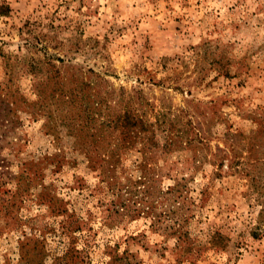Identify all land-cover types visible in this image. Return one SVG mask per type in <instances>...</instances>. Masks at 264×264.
Returning <instances> with one entry per match:
<instances>
[{"label": "rangeland", "instance_id": "rangeland-1", "mask_svg": "<svg viewBox=\"0 0 264 264\" xmlns=\"http://www.w3.org/2000/svg\"><path fill=\"white\" fill-rule=\"evenodd\" d=\"M0 264H264V0H0Z\"/></svg>", "mask_w": 264, "mask_h": 264}, {"label": "trees", "instance_id": "trees-1", "mask_svg": "<svg viewBox=\"0 0 264 264\" xmlns=\"http://www.w3.org/2000/svg\"><path fill=\"white\" fill-rule=\"evenodd\" d=\"M116 127H121L123 138L122 140H127L130 137H136L138 133H140L141 128H143L144 122L139 117H136L131 112H125L124 114H120L116 120ZM121 140V139H120ZM110 156H108L109 158ZM115 157V155H111V158Z\"/></svg>", "mask_w": 264, "mask_h": 264}]
</instances>
